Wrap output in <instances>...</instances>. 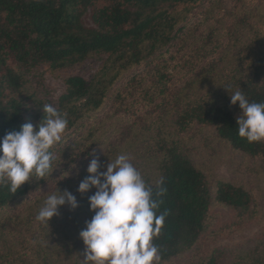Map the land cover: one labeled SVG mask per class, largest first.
<instances>
[{
    "label": "trees",
    "instance_id": "16d2710c",
    "mask_svg": "<svg viewBox=\"0 0 264 264\" xmlns=\"http://www.w3.org/2000/svg\"><path fill=\"white\" fill-rule=\"evenodd\" d=\"M207 2L214 5L205 11L211 16V10L223 0ZM203 5L204 0H0V138L8 132L19 131L25 123L38 125L45 104L66 113L68 120L62 140L50 149L53 153L51 174L43 178L33 175L15 193L7 183H0V264L8 260L14 264L19 259L14 257L18 253L17 244H8L3 239L4 235L13 233L14 226L24 228V233L31 235V240L24 239V249L28 248L27 241L37 253L40 243L57 232L52 231L50 220L48 225L41 223V234L34 228L46 198L37 197L34 204H27L26 199L55 181L57 157H67L72 149L69 143L76 142H69L70 136L80 131L85 119L103 107L111 88L123 74L168 52L182 30L179 25L192 10ZM87 12L91 25L84 22ZM255 37L259 35L256 33ZM258 41L239 51L238 56L244 53L239 59L241 62L232 70L224 71L225 75L200 73L178 84L173 76L164 74L165 67H154V75H138L130 80L129 85H138L140 92L134 87L115 94L113 103L119 102L118 110L132 108V115L136 114V107L139 112L140 107L145 110L130 123L128 128L133 138L124 144H134L136 137H149L142 158L154 163L155 170L140 174L152 189L153 199L159 202L156 214L167 212L163 226L152 240L160 256L156 264H166L197 244L208 229L213 203L243 214L251 212L252 194L225 180H218L213 188L190 158L180 136L194 126L213 127L216 136L233 149L261 159L264 173V141L249 143L238 136L236 117L240 110L238 104H230V95L237 90L243 91L250 102H264V49ZM233 43L240 41L235 39ZM181 49L182 46L177 51ZM93 54L107 55L102 67L89 81L80 76L67 77L65 91L55 104L43 96L41 82L33 83L26 73L28 68L39 64L66 68ZM215 63L210 64L212 71L217 68ZM201 83L209 87L205 95L196 94V87ZM125 92H130L126 95L131 101L124 106ZM69 131L72 132L68 134ZM81 134L84 137L77 146H84L83 140L99 138L93 126ZM106 152L111 157L119 149L110 144ZM87 174L84 173L83 179ZM161 188L165 191L157 195ZM74 215L77 217L78 213ZM59 225L65 229L67 218L59 221ZM18 264H30L25 253ZM71 264H83V261ZM199 264H264V247L256 245L229 255L214 248Z\"/></svg>",
    "mask_w": 264,
    "mask_h": 264
},
{
    "label": "rangeland",
    "instance_id": "374dc122",
    "mask_svg": "<svg viewBox=\"0 0 264 264\" xmlns=\"http://www.w3.org/2000/svg\"><path fill=\"white\" fill-rule=\"evenodd\" d=\"M204 2L205 5L192 10L186 20L179 25V27L182 26V30L168 52L152 62L144 61L123 74L111 88L103 107L83 121L84 125L80 131L76 130L72 133L69 142L72 140L76 142L69 143L72 149L67 157H57L55 181L32 193L26 201L27 204H34L37 197L46 198L57 191L55 189L57 186L61 192L64 190L71 192L78 201V207L72 209L66 203L58 208V214L50 219L53 223L52 231L57 230V232L52 233L49 239L45 238L40 243L39 253L32 251L30 249L32 244L27 241L25 244L28 248L24 249V239L31 240V235L25 234L24 228L14 226L13 233L4 235L3 238L8 244H17L18 253L14 257L19 256V259L14 264L23 260L24 253L30 264H44L46 261L49 264H71L76 260H83L85 246L79 238V233L85 228L86 221L94 215V212L89 210L88 198L96 189L92 188L81 194L77 188L83 180L84 173H87L86 169L92 158L99 159L101 172L105 171L107 164L114 161L120 154H127L135 168L139 165L136 169L140 173L154 172V163L142 158L146 151L145 145L149 142L148 136L136 137L134 144H124L127 139L133 138L128 128L130 123L145 110L140 107L139 112L136 107V114L132 115V108L122 107L118 110L119 102L113 103L115 94L119 90L135 87L137 93L140 92L138 85H129L132 77L154 75V67H165L164 74L173 76V80H176L178 84L200 73L201 75L206 73L225 75L224 71L232 70L241 62L239 59L244 56V53L239 56L238 53L246 45L259 40L258 44L264 49V0H223L211 10V16H207L205 11L214 5L207 0ZM84 22L91 25L89 12L84 16ZM256 33L259 35L257 39ZM235 39H239L240 43L234 44ZM180 46H182L181 51H177ZM106 58V54H93L83 61L62 69H54L48 64H39L28 68L26 73L33 83L37 80L41 82L40 90L43 96L55 104L65 91L64 80L67 77L80 76L89 81L102 67ZM213 63L217 65V68L212 71L209 67ZM208 89L206 84L201 83L196 87V94L205 95ZM126 93L130 92L123 94L126 97L124 106L131 101V99L128 100ZM90 126H93L96 130V138L97 136L99 138L83 140L84 146H77L76 144L84 137L81 132L86 131ZM138 130L139 127L137 132ZM71 132L69 131L68 134ZM180 138L186 145L190 158L205 174L213 188L218 180L240 185L252 194L253 205L249 214H243L230 207L213 203L209 210L208 229L197 244L181 252L166 264H199V261L209 255L214 248H219L229 255L232 252L247 251L256 245L264 247V173L261 159L233 149L227 142L216 136L213 127L194 126ZM141 140L145 142L139 143ZM110 144L119 149L117 155L110 157V154L106 152ZM66 173H68L67 176H65ZM76 212L77 217L74 215ZM66 218L68 225L62 229L59 221ZM34 223V228L41 234L42 222L36 219ZM9 261L6 264H9Z\"/></svg>",
    "mask_w": 264,
    "mask_h": 264
},
{
    "label": "clouds",
    "instance_id": "9594fccd",
    "mask_svg": "<svg viewBox=\"0 0 264 264\" xmlns=\"http://www.w3.org/2000/svg\"><path fill=\"white\" fill-rule=\"evenodd\" d=\"M230 104L239 106L238 136L249 143L264 141V102H250L243 91L237 90L230 95ZM42 111L38 125L25 123L19 131L0 138V183H7L13 193L33 175L43 178L53 171L50 149L62 140L68 120L66 113L50 104L43 105ZM100 168L99 159L92 158L86 169L88 175L77 188L81 194L96 189L88 198L94 215L79 233L85 246L83 264H156L160 256L152 240L167 212L156 214L159 202L153 199L152 189L127 154L118 155L105 171ZM164 191L161 188L157 195ZM66 203L72 209L78 207L71 192L57 188L43 201L36 219L48 225Z\"/></svg>",
    "mask_w": 264,
    "mask_h": 264
}]
</instances>
